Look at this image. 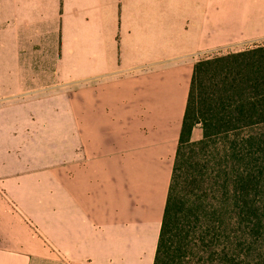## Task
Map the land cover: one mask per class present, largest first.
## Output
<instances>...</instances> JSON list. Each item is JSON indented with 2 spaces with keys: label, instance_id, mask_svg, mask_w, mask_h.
I'll list each match as a JSON object with an SVG mask.
<instances>
[{
  "label": "crops",
  "instance_id": "obj_1",
  "mask_svg": "<svg viewBox=\"0 0 264 264\" xmlns=\"http://www.w3.org/2000/svg\"><path fill=\"white\" fill-rule=\"evenodd\" d=\"M261 42L264 0H0V264H153L194 61Z\"/></svg>",
  "mask_w": 264,
  "mask_h": 264
},
{
  "label": "trees",
  "instance_id": "obj_2",
  "mask_svg": "<svg viewBox=\"0 0 264 264\" xmlns=\"http://www.w3.org/2000/svg\"><path fill=\"white\" fill-rule=\"evenodd\" d=\"M153 264H264V42L194 61Z\"/></svg>",
  "mask_w": 264,
  "mask_h": 264
},
{
  "label": "rangeland",
  "instance_id": "obj_3",
  "mask_svg": "<svg viewBox=\"0 0 264 264\" xmlns=\"http://www.w3.org/2000/svg\"><path fill=\"white\" fill-rule=\"evenodd\" d=\"M230 51H235L234 48L232 47H221L220 49H217V50H211V51H207V52H204L200 55H198L197 58H200V57H205V56H211V55H215V54H224V53H227V52H230ZM194 131L195 133H197V136L198 138L201 137V128L199 125H197L195 128H194ZM192 139L194 140L195 137H192Z\"/></svg>",
  "mask_w": 264,
  "mask_h": 264
}]
</instances>
